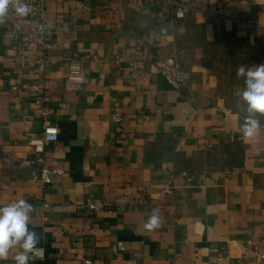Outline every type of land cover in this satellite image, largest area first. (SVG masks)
I'll return each mask as SVG.
<instances>
[{
    "label": "crops",
    "instance_id": "0c3cea01",
    "mask_svg": "<svg viewBox=\"0 0 264 264\" xmlns=\"http://www.w3.org/2000/svg\"><path fill=\"white\" fill-rule=\"evenodd\" d=\"M177 1L45 0L57 31L45 70L23 31H0V206L33 205L29 225L43 252L29 264H264L245 252L264 240V129L242 138L236 95L237 68L264 63V0H184L192 9L182 18ZM71 53L88 78L83 91L66 89ZM171 55L190 76L181 88L153 62ZM121 56L142 68L120 67ZM47 124L61 135L44 165L59 173L42 183L29 139ZM121 194L140 205L88 218L90 195ZM153 209L160 227L147 230ZM118 241L120 255L111 249ZM18 251L3 263L15 264Z\"/></svg>",
    "mask_w": 264,
    "mask_h": 264
},
{
    "label": "built area",
    "instance_id": "2783aa9c",
    "mask_svg": "<svg viewBox=\"0 0 264 264\" xmlns=\"http://www.w3.org/2000/svg\"><path fill=\"white\" fill-rule=\"evenodd\" d=\"M26 2L32 8V11L27 16L33 24L27 30H24V17H18L15 15L14 10H11L6 23L0 25V31L3 29V34L7 39H11L12 35L17 32H24V38L27 42L36 44L43 53L38 58V67L40 70H45L46 65L49 63V59L45 55V51L50 49L55 44V37L57 31L53 29L45 20V0H26ZM159 7L164 5L163 0H156ZM168 2V1H167ZM192 9V5L184 0H179L175 3L174 14L177 18H182ZM18 48L19 60L21 62L27 61V50L24 47ZM69 65V74L66 80V89L69 91L79 92L83 91L88 85V78L82 69V60L76 53H71L67 57ZM153 62L159 70V73L165 80H167L173 87L181 88L189 80V74L184 71L181 64L178 62L176 56H155ZM116 63L120 66H127L129 71H136L142 68V62L134 59H127L125 56H121L116 60ZM39 94L41 96L38 102L43 101L42 94L45 93V85L40 82L38 86ZM123 120V117L120 118ZM61 131L57 125L47 124L45 125L41 134L29 139V143L35 147L36 158L34 162L41 165V172L39 175H35L36 180H40L42 183H50L53 177L59 173L58 171L51 170L44 165L43 153L48 144L56 143L60 140ZM140 201L137 197L130 194L118 195L113 200H105L90 195L85 203L87 208V214L89 219H94L95 216L102 210H112L115 212H122L129 207H138ZM111 249L114 254L120 255L126 251V245L122 241L113 243ZM246 253H256L264 260V240L261 244L255 245L253 248H245ZM2 264H6L3 263ZM85 264H92L89 259L85 260ZM234 264H244L240 259L234 261Z\"/></svg>",
    "mask_w": 264,
    "mask_h": 264
},
{
    "label": "clouds",
    "instance_id": "9594fccd",
    "mask_svg": "<svg viewBox=\"0 0 264 264\" xmlns=\"http://www.w3.org/2000/svg\"><path fill=\"white\" fill-rule=\"evenodd\" d=\"M11 10L18 17H27L32 11L26 0H0V25L6 23ZM243 78L244 87L238 90V106L243 105L244 116L240 124L242 138L251 139L264 129L260 118L264 117V63L255 66L240 65L236 70ZM158 209H153L144 227L154 230L160 227ZM33 205L25 198L0 206V264L9 259L12 249L19 251L14 256L15 264H29L34 254L42 253L41 236L30 228Z\"/></svg>",
    "mask_w": 264,
    "mask_h": 264
}]
</instances>
